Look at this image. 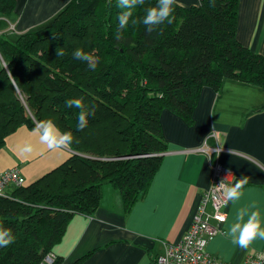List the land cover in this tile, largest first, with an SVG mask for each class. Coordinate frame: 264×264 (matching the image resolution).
Instances as JSON below:
<instances>
[{
    "label": "trees",
    "instance_id": "16d2710c",
    "mask_svg": "<svg viewBox=\"0 0 264 264\" xmlns=\"http://www.w3.org/2000/svg\"><path fill=\"white\" fill-rule=\"evenodd\" d=\"M239 2L179 3L171 23L151 33L130 23L118 39L123 9L117 0H69L50 22L15 41L0 37L7 64L0 68V149L14 130L34 127L35 120L51 119L74 136L66 160L0 195V227L15 240L0 247V264H39L73 215L96 211L105 183L119 189L130 211L149 190L168 147L161 111L191 124L203 88L218 91L225 78L264 86V54L237 38ZM155 4L145 0L134 18ZM14 5L0 0V16ZM76 49L98 58L95 71L73 58ZM74 98L95 106L83 130L79 110L66 105Z\"/></svg>",
    "mask_w": 264,
    "mask_h": 264
},
{
    "label": "crops",
    "instance_id": "0c3cea01",
    "mask_svg": "<svg viewBox=\"0 0 264 264\" xmlns=\"http://www.w3.org/2000/svg\"><path fill=\"white\" fill-rule=\"evenodd\" d=\"M200 1L179 3L191 6ZM66 3L69 0H16L12 13L0 16V37L15 41L26 30L51 21ZM237 22L238 40L264 54V0H240ZM2 67L6 60L0 51ZM161 112L168 147L145 196L127 212L119 189L105 183L96 211L73 215L63 238L52 248L60 259L57 264H73L86 255L76 264H139L146 254L155 264L165 243L179 241L189 228L217 162L233 169V184L241 176L248 178V184L239 201L227 204L223 231L208 241L206 250L232 264L249 253H264V239L258 237L241 248L223 234L240 208L258 209L264 227V86L225 78L218 91L203 88L191 124L169 109ZM33 128L21 125L7 137L0 149V171L17 166L25 179L34 181L74 152L70 147L48 150ZM25 143L33 144L31 155L20 153ZM204 146L218 150L208 156L201 150Z\"/></svg>",
    "mask_w": 264,
    "mask_h": 264
},
{
    "label": "clouds",
    "instance_id": "9594fccd",
    "mask_svg": "<svg viewBox=\"0 0 264 264\" xmlns=\"http://www.w3.org/2000/svg\"><path fill=\"white\" fill-rule=\"evenodd\" d=\"M180 0H156L155 6L148 7L139 20L134 18L133 10L143 6L145 0H117V7L123 9L118 16V29L116 36L119 39L123 30L127 29L129 24L135 26L140 23L149 33L157 30L163 23H171L175 7L179 5ZM194 6H199L197 3ZM57 55L63 56L62 49H57ZM73 58L84 62L90 70L95 71L98 58L92 54L85 53L82 49H76L73 52ZM69 108L78 109L77 127L83 130L87 127L88 118L95 116V106L86 108L82 98H74L66 101ZM32 133L38 137L39 143L45 145L48 150H66L74 142V136L71 131H62L51 119L39 121ZM21 154L27 156L34 151L32 143H25L20 146ZM248 184V178L241 176L234 184L226 183L223 179L217 186L222 191L225 205L229 202L235 204L243 195V188ZM221 221L227 219L226 215L219 217ZM231 238L232 243L241 248H247L256 238L264 239V227H262L261 213L258 209L240 208L235 216V220L226 225L223 233ZM14 236L9 229L0 227V247H7L14 243ZM139 264H150L149 256L146 254L140 258Z\"/></svg>",
    "mask_w": 264,
    "mask_h": 264
},
{
    "label": "built area",
    "instance_id": "2783aa9c",
    "mask_svg": "<svg viewBox=\"0 0 264 264\" xmlns=\"http://www.w3.org/2000/svg\"><path fill=\"white\" fill-rule=\"evenodd\" d=\"M201 150L211 156L218 148L209 146ZM233 169L217 162L213 165V179L211 186L204 192L202 201L195 213L189 228L177 242H167L163 252L156 257L157 264H232L219 261L206 250L208 241L216 234L221 233L220 216L226 215L223 193L218 190V184L225 179L226 183L233 184ZM24 175L17 166L0 171V195H5L11 185L24 184ZM227 217V215H226ZM56 256L50 252L39 264H53ZM238 264H264V253H249Z\"/></svg>",
    "mask_w": 264,
    "mask_h": 264
},
{
    "label": "rangeland",
    "instance_id": "374dc122",
    "mask_svg": "<svg viewBox=\"0 0 264 264\" xmlns=\"http://www.w3.org/2000/svg\"><path fill=\"white\" fill-rule=\"evenodd\" d=\"M50 21V20H49ZM48 21V22H49ZM46 24V23H45ZM26 182V184H28V183H30V182H32L33 180H32V178L31 177H27V179L25 180ZM56 261V260H55Z\"/></svg>",
    "mask_w": 264,
    "mask_h": 264
},
{
    "label": "water",
    "instance_id": "95a60500",
    "mask_svg": "<svg viewBox=\"0 0 264 264\" xmlns=\"http://www.w3.org/2000/svg\"><path fill=\"white\" fill-rule=\"evenodd\" d=\"M6 66H7V64H6Z\"/></svg>",
    "mask_w": 264,
    "mask_h": 264
}]
</instances>
